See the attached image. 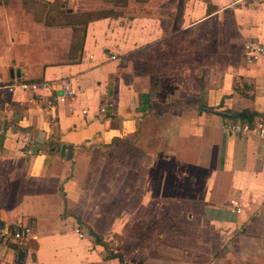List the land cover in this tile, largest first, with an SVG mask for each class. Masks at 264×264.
I'll list each match as a JSON object with an SVG mask.
<instances>
[{
    "label": "crops",
    "instance_id": "crops-1",
    "mask_svg": "<svg viewBox=\"0 0 264 264\" xmlns=\"http://www.w3.org/2000/svg\"><path fill=\"white\" fill-rule=\"evenodd\" d=\"M10 13L0 6V227L32 221L36 240L0 243V264H264V148L204 111L264 118V58L247 65L243 48L264 46V0L182 1L194 72H165L164 31L144 19L92 20L78 40L76 22ZM14 78L83 94L26 105L3 88Z\"/></svg>",
    "mask_w": 264,
    "mask_h": 264
},
{
    "label": "rangeland",
    "instance_id": "rangeland-1",
    "mask_svg": "<svg viewBox=\"0 0 264 264\" xmlns=\"http://www.w3.org/2000/svg\"><path fill=\"white\" fill-rule=\"evenodd\" d=\"M182 1L183 0H53L51 3H44L41 0H0V6L9 8L11 15L23 13L33 16L35 22L43 26L58 25L66 22H76L77 37L80 40L84 26L89 20H97L104 16L118 21L120 26L132 23L137 20H147L152 27L162 29L164 33L161 40L163 46L168 47L164 55L158 58L167 68L166 73L184 66L194 69L199 67L196 60V53L191 52V59L188 60L186 51L188 45L184 42L182 32ZM71 10V12H68ZM163 35H170L163 38ZM186 41V40H185ZM193 46H197V39ZM185 51V52H184ZM189 53V52H188ZM156 56V55H155ZM157 57V56H156ZM152 56V63H159L157 58ZM205 61V59H203ZM203 62V61H201ZM175 68V69H174Z\"/></svg>",
    "mask_w": 264,
    "mask_h": 264
},
{
    "label": "built area",
    "instance_id": "built-area-1",
    "mask_svg": "<svg viewBox=\"0 0 264 264\" xmlns=\"http://www.w3.org/2000/svg\"><path fill=\"white\" fill-rule=\"evenodd\" d=\"M244 57L247 65H252L258 60L264 58V46L254 40H248L244 46ZM110 60H117L116 55H110ZM8 93L20 91L28 93L29 97L24 102L26 105H65L72 102L76 97L83 94L80 87L74 86L69 80H41L29 81L14 78L10 83L3 87ZM107 104L102 105L99 109L100 114H105ZM72 107L69 112H72ZM86 110H82V114H86ZM4 125H0V135L4 134ZM225 133L229 135H253L257 137L264 148V118H258L254 122L249 121H233L226 120L220 127ZM27 155H31L28 150ZM231 211L235 213L240 212L239 205L236 201L232 202ZM73 232L80 238L84 239L86 234L83 233L81 227L76 225ZM28 240H36V235L33 234L32 221L25 224H18L12 226L0 227V243L12 242L15 244H23Z\"/></svg>",
    "mask_w": 264,
    "mask_h": 264
},
{
    "label": "water",
    "instance_id": "water-1",
    "mask_svg": "<svg viewBox=\"0 0 264 264\" xmlns=\"http://www.w3.org/2000/svg\"><path fill=\"white\" fill-rule=\"evenodd\" d=\"M204 111H207L209 113L216 114V115L225 116L226 118H229L230 120H233V121H237V119H240L241 121H246L244 118H241L239 116L224 115V114L218 113L216 111H211V110H204ZM72 153H73V146H71V145H62L61 146L60 157L63 160H65V161L71 160ZM24 255H25V250L23 248H20L18 250V255H17L18 261H23Z\"/></svg>",
    "mask_w": 264,
    "mask_h": 264
},
{
    "label": "trees",
    "instance_id": "trees-1",
    "mask_svg": "<svg viewBox=\"0 0 264 264\" xmlns=\"http://www.w3.org/2000/svg\"><path fill=\"white\" fill-rule=\"evenodd\" d=\"M106 17H108V16H104V17H101V18H106ZM98 19H100V18H98ZM90 21H92V20H89V21H87V23L88 22H90ZM86 23V24H87ZM85 24V25H86ZM69 26H75L74 24H69ZM261 118H263V117H261ZM250 121V120H249ZM96 239V242H98V243H100V244H103V242L102 241H100V239L97 237V238H95Z\"/></svg>",
    "mask_w": 264,
    "mask_h": 264
}]
</instances>
